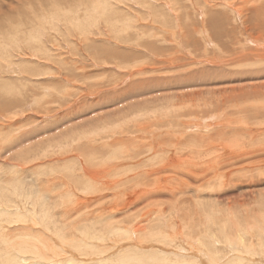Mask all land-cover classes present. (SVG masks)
<instances>
[{"label":"bare ground","instance_id":"obj_1","mask_svg":"<svg viewBox=\"0 0 264 264\" xmlns=\"http://www.w3.org/2000/svg\"><path fill=\"white\" fill-rule=\"evenodd\" d=\"M126 1L128 0H46L44 3L49 2L51 7L45 14L43 11H40V14L35 13V7L40 3L39 1L36 3L31 0L20 1L22 4L24 3L22 12L25 17L22 16L24 17L23 21L18 19L15 22L13 19L11 25L13 29L6 33L5 38L0 36V65L3 60L8 57L11 58L10 53H13L16 49H22L24 45L29 50L36 51L41 46L39 42H41L42 32L48 24L55 27V30L60 29V32L63 28L64 30L69 28L73 32L77 31L83 39L89 38L91 35H88V31L90 33L91 29H96L95 26L100 23H104L108 27L107 29L111 31L112 36L125 34L131 27L135 26L134 20H136L135 17L133 18L124 11L126 9L122 7V4ZM134 1L141 7H148L147 10L150 8L151 13H149L153 19L163 18L164 21L167 17L169 18L166 13L168 5L176 11H178V5L181 6L179 4L180 0H161L162 6H157V0ZM207 4L210 5V3L205 5ZM241 6L243 4L237 5L236 8L239 9L237 12L240 11L241 13L243 8ZM13 8L15 12L17 9L12 6ZM209 9L211 8L209 7ZM253 9L255 15L257 9L255 7ZM173 14L175 16V13ZM100 29L102 30V28ZM132 29L135 28L130 30ZM199 32H204V29H200ZM258 41L261 40L256 42ZM43 47L45 46L43 45ZM41 51L43 52V50ZM44 51L48 50L44 49ZM114 52H117V50ZM257 52L260 53V51ZM32 54L33 56L36 55L34 52ZM259 57H264V55ZM28 58L31 57L28 56ZM9 61L11 63L16 62L12 59ZM260 63L264 64L262 60ZM260 63H258L259 67ZM254 64H257V62H254ZM24 66L23 63L17 65L19 67L17 72H30V69L32 71L31 66L29 71ZM4 68L7 71L11 70V67L8 69L5 66ZM39 72H37V75ZM30 74H25L24 79L27 82L31 79ZM258 74L257 76L254 75L257 81L253 88H250L247 84L242 89L253 90L258 95L257 100L259 102L249 100L250 105L249 102L239 103V101L235 106L245 104L253 106V108L249 106L241 108V112L236 111L239 114L230 116L227 111L223 118L225 114L224 106L221 111H219V107H216L218 112H213V108L212 112L207 113L208 107L204 103L189 105H186V103L180 105L179 103L168 105L167 108L165 107L166 109L157 107L156 110L155 107V109L151 108L145 111L143 108L149 105L147 104L145 107H140L138 112L132 109L137 115L141 114L140 116L145 118L144 121L140 120L134 124L136 128L130 126L131 124L126 121L121 122L122 124L119 123L120 119L117 118L116 121L111 123L109 120L101 122L102 124L98 126L87 127L89 130L85 129L83 133L82 131L67 133L63 138L52 143L51 145H57L58 149L65 146L68 148L76 146L78 148V154L66 164H46V166L43 164L41 167H36L34 170L30 169L28 173L25 172L24 174L21 171L23 167L19 166V163L14 162L11 164L6 171L2 172L5 178L0 179V264H62L61 261L65 260L66 257L65 252L70 255H68L70 260L66 264H204L198 263L200 259L197 256L186 255L179 250L164 246L165 243L167 246L168 244L177 245L175 239L179 237L197 250L204 247L207 250L211 264H264V260L258 259V257L249 259L248 257L237 256V261H224L227 251L236 249L241 252L242 247L246 252L249 251L253 254V257L256 256L254 253H257V248L262 247L263 252L261 254H264V195L260 196L258 205L256 204L257 206L253 207L250 205L251 203L248 205L249 202L247 203L245 198H241L243 195H240V198L238 197L239 194L235 196V191L239 189L234 190L235 187L243 188L246 186L245 184L248 182L243 181L244 177L250 178L253 182L254 176L252 173L254 168L264 165V69L260 70ZM195 80L199 81L200 79L195 78ZM204 82L206 83V81ZM196 84L200 87L198 82ZM206 84L208 85V82ZM207 85L206 87H208ZM203 86H205L204 84H202V88H205ZM226 91L224 92L228 93ZM234 91H232L233 94H240L238 92L234 93ZM225 93L224 96H228ZM195 94L193 93V95ZM200 97L203 99L202 96ZM200 97H195V99L198 98L196 102H199ZM204 102L206 103V100ZM230 105H234V102ZM209 110L211 109L209 108ZM148 113H152V116L159 113L162 117H158L159 120H155L157 122H154L155 118L153 117V122H149V119H146ZM190 117H192L191 121H189ZM211 119L212 121H218L219 125L212 122ZM128 127L138 131L131 136L129 135L130 140L126 138V141L129 140L130 143L118 139L110 141L113 133L114 136L117 135L121 138L122 132ZM159 127H162L160 129L162 132L166 129L164 132L170 133V140L166 141L165 138L158 137L157 140H151L155 137L156 132H161L158 129ZM188 129L192 132L185 135L184 133ZM127 130L130 131L131 129ZM132 130L130 133H132ZM210 130H212L211 133H209ZM112 131L113 133H111ZM101 135H104L106 139H103L109 142L104 145L101 144ZM254 137H257V139L254 146H251ZM103 139L102 142H104ZM178 139L181 141H178ZM62 149L65 150L66 148ZM40 151L41 149L38 152ZM125 153L130 155H127L130 159H137V161H143V163L133 166L134 168L131 170L135 173L131 170L126 171L132 173L126 174L127 176L123 173L126 177V180L123 181L121 180L122 177L118 178L120 176L118 172L111 171L114 166L109 165V159L113 158L114 154ZM35 155L30 158L27 157L25 161H32ZM148 155L152 156L148 158ZM38 157L42 158L39 155ZM172 164H176V180L173 183L167 180V183H165L160 178L162 173L158 174V172L160 173L162 169ZM252 168L253 170H250ZM64 177L68 178L69 185L63 189L62 185L67 184V181L63 184L59 181L63 180ZM51 178L56 181H51ZM167 179H169V176ZM252 182L248 183V186ZM225 185L230 186V189L227 190V199L223 200L224 203L219 202V199L218 202L215 201V198L219 195L218 190L223 187L226 189ZM162 187H165L169 192H161ZM248 189L245 188L246 191H250ZM93 190L98 191L100 195L95 204L91 206L87 204L89 199L80 194L86 192V195H88L87 192L91 193ZM244 195L247 198L254 196ZM256 199L257 197L254 200L256 201ZM20 205H23L22 209ZM26 206H28L27 209ZM26 219H31L33 223L39 225L37 228L31 225L25 227L26 231L29 232L31 243L28 239L19 240L12 231L14 221ZM67 228L71 231V238L67 234ZM49 232L57 236L59 241L61 239L60 242L63 244L65 241H70L73 243L74 249L77 248L78 251L85 252L88 255L99 248L97 246L104 245L101 241L107 243L108 240H116L125 243L119 244L120 249L117 247L118 255L116 257H112V255V258L102 260L96 257L77 259L69 249L60 244L58 246L57 241ZM135 236L144 238L145 242L135 244L132 242L129 244V240ZM96 240L100 241L101 245ZM152 240L158 242V245H154ZM154 246L155 248H153ZM57 247H61V250H58ZM60 251L64 256H61ZM54 256L64 258L53 259Z\"/></svg>","mask_w":264,"mask_h":264},{"label":"rangeland","instance_id":"obj_2","mask_svg":"<svg viewBox=\"0 0 264 264\" xmlns=\"http://www.w3.org/2000/svg\"><path fill=\"white\" fill-rule=\"evenodd\" d=\"M20 1L23 2L26 0H0V36L3 38H5L4 36L6 33L13 29L11 25L14 20L15 22H17L18 19L21 21L24 20L25 14L22 12L24 10V3L22 4ZM31 1H34L33 3L40 2L35 7L36 14H40V11H43L45 14L51 7L49 2L46 4L44 3L46 0ZM128 1L124 3L125 5L122 4V7L126 9L124 10L125 12L133 16V18L135 17V26L131 28L137 30H130V28L125 34L112 36L111 31L107 29L108 27L105 26L104 23H100L97 24L98 28L97 26L95 27L97 30L100 28H102V30L100 29L98 32L93 28L90 33L88 31V35H91L87 38L90 40L89 41L83 39L82 35H79L77 31L73 32L70 31L69 28H65V30L63 28L60 32V29H56V31L55 27H51V25L48 24L42 32L43 35L40 39L41 42H39V45H41L38 47L39 50L38 48L37 50L35 49L38 51L37 54L36 51L29 50L27 46L24 45L22 49H16L13 53L9 52L11 58L8 57V60H3L4 64L1 62L0 85H3L0 86V179L5 178L2 172L6 171L14 162L19 163V166L23 167L21 170L23 174L25 172L28 173L30 169L34 170L36 167H41L43 164L46 166V164L63 165L68 163L70 159H73V157L78 154V148L76 146L73 148L65 146L58 149L57 145H51L52 143L60 140L67 133H74V131H82L83 133L87 127L98 126L109 120L111 123L116 121L117 118L121 120H119V123L126 121L131 124L130 126L136 128L134 124L140 120L144 121L143 119H145L142 118L144 116H140L141 114L137 115L136 112L140 111V107H145L147 104L149 105L143 108L145 111L151 108L155 109V107L156 110L158 108L166 109L168 105L171 106L172 104L175 105L179 103L180 105L183 103H186V105L204 103L205 106L208 107L207 113L212 112L213 108V112L217 111L216 107H219V111H221V108L224 106V118L227 111L229 112L228 115L230 114V116H233L239 114L236 113V111L241 112L243 108L249 106L246 104L243 105L244 107L235 106L239 101V103H250L251 100L252 102H259V100H257L258 95H256L253 90H244L242 87L248 84L250 88H253L257 81L255 76L259 75L258 72L264 69V64L260 63L261 60L264 63V57H259L260 55H264V0H259L258 2L257 0H180L179 4L181 6L178 5V11L172 9L169 5L168 8H166V13L169 16V18L167 17V19H165L167 22L164 21L163 18H157L158 20L156 18L153 19L150 14V8L147 10L148 7H141L134 0H132L133 2L130 0ZM157 2V6L161 5V0H157ZM206 3H210V5L207 4V6L205 5ZM260 3L262 4L260 5ZM239 4H243V6H241L243 7L242 10L240 8L241 13L240 11L237 12L239 9L236 8ZM12 6L17 9L15 12ZM209 7L211 9H209ZM253 7L257 9L255 13L256 17H254ZM172 12L175 13V16ZM200 29H204V32H199ZM61 33H63V35H61ZM255 40L261 41L256 42ZM88 41L91 43L89 44ZM43 45L45 47H43ZM42 47L48 51L45 52ZM41 50H43V52ZM116 50L117 52H114ZM257 51H260V53ZM33 52L36 54L35 56H33ZM28 56L31 58H28ZM11 59L16 62L11 63L9 61ZM254 62H257V64H254ZM5 63L7 64L5 65ZM20 63H23L25 69L28 71L31 66V74L30 72L24 73V71L17 72L19 71L17 70V68H19L17 65L19 66ZM258 63H260V67ZM5 66L8 67V69L11 67V70L7 71L4 68ZM37 72H39L38 75ZM26 73L31 76L29 82L24 79ZM194 77L200 80L196 81ZM202 77L206 79L204 78V80ZM194 81L196 83L198 82L200 87H198ZM204 81H206V83L208 82V85ZM199 83L204 84L205 86L203 87L205 88H202V84ZM206 85L208 87H206ZM222 86L224 87L222 88ZM237 87L240 89H237ZM200 89H202V91H200ZM226 90L228 93L224 92ZM232 91L240 94L235 95ZM192 92L196 94L193 95ZM223 92L226 95L228 94V96L225 97ZM243 95H245L246 98H244L245 96ZM196 96H202L203 99L200 97L201 99L199 98V102H196L198 99H195ZM205 100L206 103L204 102ZM231 100L234 102V105H230L233 104ZM249 107L253 108V106ZM209 108L211 110H209ZM132 109L136 112L132 111ZM148 114L146 119H149V122H153V117L155 118L154 122H157L155 120L158 119V117H162L159 113L154 114V116H152V113ZM120 116L122 117L120 118ZM188 120L189 119L186 121ZM191 120L192 117H190L189 121ZM212 122L218 124L216 120ZM132 127L124 129L125 131L122 132L123 135L120 136L123 139L119 138V136L117 137V135L114 136L112 131L111 133L113 134L110 141L118 139L120 141L124 140L123 142L125 143H130V136L138 132L132 130ZM161 128L162 127L158 128L161 132H156V134H154L155 137L153 136L154 138H151V140H157V137L162 139L165 138L166 141L170 140V133H165L164 131H166V129L162 132V130H160ZM127 129H131L132 133H130L131 130L128 131ZM191 132L192 130L188 129L184 134L189 135ZM211 132L212 130H210L209 133ZM100 137L101 144L104 145L109 142L105 140L106 138L104 135ZM126 138L129 140L126 141ZM102 139L105 143L102 142ZM256 139L257 137L253 138L250 144L251 146H254ZM178 141L181 140L178 139ZM148 142L150 141L148 140ZM247 147L249 148V145ZM62 148L66 149L64 150ZM40 149L41 153L38 152ZM34 154L36 155L32 161H25L27 157L30 158ZM38 155L42 158H39ZM127 155L130 156L126 153L114 154V157L109 159V165L111 167L114 166L111 171L118 172L120 174L118 178L120 179L122 177L121 180L123 181L126 180L124 175H129L131 173H127L126 171H130L134 168L133 166L143 163V161H137V159H130ZM150 156L152 155H148L147 157L149 158ZM263 167L264 165H261L260 167L254 168V170L253 168L250 169L253 170V182L248 177L243 178L245 182H252V184H249L250 186H248V183L245 184L248 187L244 186L246 190L250 188L248 190H252L251 192L246 191L244 187H235L234 189L240 190L235 191V196L239 194L238 197L240 198V195H243L241 198H245V200H247L246 202H249L248 205L251 203L250 205L253 207L258 205L260 196L262 197L264 195ZM132 172L135 173L134 171ZM176 172V164H172L162 169L158 174L162 173L160 178L164 180L165 183H167V180L173 183L176 180ZM165 176H169V179ZM50 180L56 181L52 178ZM59 182L62 184L65 182L67 183L62 185L63 189L69 185L67 177H64L63 180ZM57 185L56 183V186ZM225 186L226 189L223 187L218 190L219 195L215 198V201L218 202L219 199V202L224 203L223 200H225V198L227 199V190L230 189V186ZM160 190L163 193L169 192L165 187H162ZM94 192H96V190H93L91 193L87 192L88 195H86V192L81 194L78 192V194L84 198L87 197V199H89L87 204L92 206L100 195L98 191L96 193ZM244 194H247V196L254 195L251 196L253 199H251V197L247 198ZM89 196L91 197L89 198ZM255 197H257L256 201L254 200ZM22 207L23 205H20L21 209ZM27 208L28 206H26V209ZM29 225L35 228L39 226L33 223L31 219L14 221L12 228L13 234H16L19 240L28 239L31 243L29 232L25 229V227ZM40 226L44 229L42 225ZM68 229L69 228H67L66 231L71 238V231ZM49 234L57 241L58 246L60 244L69 249L77 259L96 257L102 260L104 258L116 257L118 255V248L120 249L119 244L125 243L116 240H108L107 244L106 241H101L104 245L97 246L99 248H96L92 254L88 255L85 254V252L78 251L77 248L74 249L75 247L72 246V242L65 241L63 244L60 242L62 240L60 239L59 241L58 237L53 235L52 232H49ZM134 238L132 237L128 243L134 242L135 244L145 242L142 237L139 238L135 236ZM93 241H95V239H93ZM152 242L154 245H158V242L154 240H152ZM175 242L177 245L168 244L167 246L165 243L164 246L179 250L186 255L191 254V256H197V258L200 259L198 263L211 264L208 259L207 250L204 247L197 250L194 246L186 243L181 237L175 239ZM97 243L101 245L100 241H97ZM57 248L61 250V247ZM153 248H155V246ZM241 249L242 253L240 250L236 249L227 251L226 254L228 252L230 253L227 255L225 254L224 261H237V256H244L249 259L258 257V259L264 260V254H261V252H263L261 250L263 249L262 247L257 248V253H254V255H256L254 257L249 251L246 252L243 247ZM49 253L53 255L52 252L49 251ZM60 254L64 256L61 251ZM108 254L111 255L109 256ZM258 254L261 255L259 256ZM68 255L69 254L65 252L66 257L65 260L61 261L62 264L69 262L70 255ZM61 256H54L53 259L64 258H59Z\"/></svg>","mask_w":264,"mask_h":264}]
</instances>
